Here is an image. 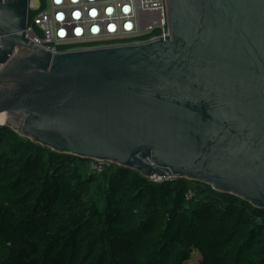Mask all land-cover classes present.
Here are the masks:
<instances>
[{
  "label": "water",
  "instance_id": "1",
  "mask_svg": "<svg viewBox=\"0 0 264 264\" xmlns=\"http://www.w3.org/2000/svg\"><path fill=\"white\" fill-rule=\"evenodd\" d=\"M28 1L0 0L1 125L264 208V0H167L170 38L55 54Z\"/></svg>",
  "mask_w": 264,
  "mask_h": 264
},
{
  "label": "trees",
  "instance_id": "2",
  "mask_svg": "<svg viewBox=\"0 0 264 264\" xmlns=\"http://www.w3.org/2000/svg\"><path fill=\"white\" fill-rule=\"evenodd\" d=\"M90 160L0 124V264H264V208Z\"/></svg>",
  "mask_w": 264,
  "mask_h": 264
},
{
  "label": "built area",
  "instance_id": "3",
  "mask_svg": "<svg viewBox=\"0 0 264 264\" xmlns=\"http://www.w3.org/2000/svg\"><path fill=\"white\" fill-rule=\"evenodd\" d=\"M24 35L49 52H70L151 42L170 34L167 0H45L28 1ZM107 161L91 159L101 171ZM175 176L156 177L164 181Z\"/></svg>",
  "mask_w": 264,
  "mask_h": 264
},
{
  "label": "rangeland",
  "instance_id": "4",
  "mask_svg": "<svg viewBox=\"0 0 264 264\" xmlns=\"http://www.w3.org/2000/svg\"><path fill=\"white\" fill-rule=\"evenodd\" d=\"M35 6H38L40 1L39 0H30ZM192 263V262H191Z\"/></svg>",
  "mask_w": 264,
  "mask_h": 264
}]
</instances>
